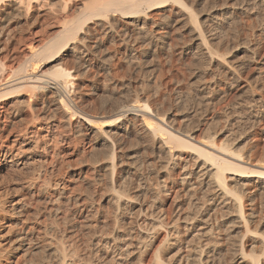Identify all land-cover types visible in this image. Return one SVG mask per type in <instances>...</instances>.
Masks as SVG:
<instances>
[{
	"label": "rangeland",
	"instance_id": "374dc122",
	"mask_svg": "<svg viewBox=\"0 0 264 264\" xmlns=\"http://www.w3.org/2000/svg\"><path fill=\"white\" fill-rule=\"evenodd\" d=\"M182 1H184L183 3L194 12L198 22L202 23L205 30L208 28L206 26V18L210 12L209 8L215 4L223 3L226 5L224 6L225 8L223 7L224 9H222V13L226 12V19H219L218 25L216 26L219 28L218 32L221 33V35L219 33V37L223 40V42H221V44L223 43V46L220 44L219 47L226 50V64L240 66L237 74L239 79L237 78L238 81L235 83L231 91L232 95L226 99V102L222 101L218 96L220 91L217 92L215 98H210L207 94L208 91L204 88V86L209 83L210 78L209 73H207V63L205 61H202V64L195 62L196 60L192 56V53H194L195 51L193 50L196 49L192 45L190 35L192 27L189 24L187 13L181 10L178 6L167 8L166 10L165 23L166 28H168L167 32L169 33L167 34L169 39L166 40L167 43L161 42L163 43L161 44L160 40L152 41L150 44H147V46L145 45L138 48L135 56L132 58L129 56V58L122 61H116V52L121 50V47L116 42V39L113 38V32L109 33L107 36H101V38L98 39V58L99 60L101 59L100 61L106 60V62L113 68L114 73L105 81L101 78L97 79V77H94L95 79H93V77L91 78L92 75H90V73L83 74L85 77L81 75V79H83L80 80L82 86L84 85V89L81 91L83 93L81 95L82 99L80 107L92 116H99L100 122H107L105 121L106 119H102L101 116L104 112L108 111L106 106L113 104L115 101L119 104H129L134 106L147 104L153 112L159 113L166 120L172 122L175 121V124L180 121V124L186 122L185 124L188 125L184 124L186 126L185 129L187 131H195L197 136H206L211 130V134H214L213 132L221 133V139L225 138L223 140H226L228 144H232L234 140H237L236 149L238 150H242V148L245 147L251 150H254L256 146H258L257 148H259V146L261 147L264 144V127L253 123L254 112L247 108V104L252 103L250 101L254 99L255 96L253 95H259L260 93L264 97V71L262 69L264 68L263 0H253V2L252 0H242L243 3L240 2L241 0ZM247 1H249V5ZM55 2L57 3V1H53V7H55L56 10H61V8H59L60 5H56ZM76 2V0H66V4L67 6L70 5V8L71 6L76 5ZM238 3L241 5H237ZM62 4H65V0ZM231 5L234 7L232 8ZM71 10H69V12ZM229 12H232L231 15H233H229ZM222 13L220 11V14ZM54 16L55 14L50 16L46 21L37 19L34 22L35 24L32 21V24L30 23L31 25H28V27L23 25L24 28L20 32L19 29H16L17 32L15 31L13 42L8 47V50H5L6 52L4 49L2 50L3 52L0 51V59L8 66L18 63L22 59L24 53L27 52V46L24 47L23 44L20 45L17 41L28 36L31 37L32 40H35L42 38V35H49L52 28H55L56 25H58L57 22H59V20H57L58 18H56L57 21H55ZM124 23V21H121L117 30H121L122 24ZM84 26H82V29L80 30L85 32L87 27L92 26V22H86ZM98 34L101 35L102 33L98 32ZM222 34L224 35V38H222ZM67 58L64 59L63 62L65 61L64 63L72 68L75 65V61L73 62V58L72 60L71 58ZM52 64L54 63L46 64V62H38L36 63V67H34L36 69L31 72H33V74H38L46 68H50ZM198 67L199 69H197ZM215 69L218 70L223 68L217 63ZM222 85L221 88L225 86V83L222 82ZM95 88H98L99 91H95ZM48 89L49 92L45 89L43 90V94L38 93V98L46 99L49 97L51 87ZM216 98L218 99L216 100ZM210 99H212L211 102H209ZM35 107H37V110L32 113L41 115L42 111L39 107V103ZM55 112H53L54 118H51L50 120L39 119L38 121L30 122L31 114L27 112V109H22V111H17V114L14 115V113H11V116L6 118L7 120L4 122L5 130L0 132L3 139L0 140V150L7 145V148L11 147L12 141L15 138L14 136L17 135V132H23L25 130L26 132L24 136L26 137L23 136V138H30L31 140L38 139L37 141L39 142V145H42L41 147H43V145L44 147L46 146L45 149L47 150L46 153L42 155L41 162H39L40 164L35 162V165L32 163L28 166H26L27 164L19 165V163L24 160V158L21 157L17 161L18 164L16 163L12 167L0 168V249H8L4 256L5 258H1L2 260H0V264H55L54 255L59 251L61 252V248L64 249V252H67L66 255L69 254L68 257H72L73 260L69 258L72 261V264H81L82 262V264H103L105 261L106 263L104 264H113L110 258L117 253V248L115 247L114 249L110 243H113L111 241L115 239V237L121 238L122 236L129 234H131V237H135L136 230L134 233H130L129 228L125 229L128 226H125L124 222L128 218L137 216V223L142 221L150 222L151 219H153L152 217L163 215L162 217L165 223L170 222V224H172L176 215L179 213V216L182 219L181 223L178 222L180 226L184 225V220L191 217L198 218L196 221L197 223H193L194 225H200L197 229L192 228L193 230H185L182 231L183 233L181 232L182 234L180 233L181 235L174 236V239L173 237L169 238V242L172 243H169L171 245L170 253L164 255V253L159 250L160 252H158V254L160 255L162 253L164 255L161 254V256L164 257L163 260L168 264H186L187 262V264H190V262L192 264L191 258L193 257V249L197 246V242L204 245L212 239L208 232L210 223L211 225H215L219 231L218 234L222 233L221 235L226 237V226L229 225L226 224L232 220L231 214H233L229 207L230 205H228V207L226 206V209L221 207V205L218 207L216 206L214 210H208V207L204 206L201 207V203L204 201L202 202V199L196 200L194 197H190L189 192L187 191L189 188L179 184V177L181 176L180 169H170L162 165L163 160L161 159V153L158 151L152 153L150 150H147L150 153L149 155V153L145 151L146 148L142 146V144H139L141 143L140 139H135L136 141H134L140 145L137 144L139 146L138 149V146H136L135 143V147H133V143L130 142L134 139L129 138L127 140L128 143L125 142V147L123 146L124 151L122 150L121 153H118L121 163L124 161L123 164L126 163L127 165L125 164V166L122 164V168H118L115 172L116 174H111L112 170L110 168V161L106 157L109 154L108 147L104 146L105 144L100 143L99 133L95 132L97 129L96 126H88V128L82 130L78 127V124L73 123V125L69 127L64 123L63 113L60 111ZM2 120L3 119L0 118V125ZM205 129L209 131L206 132ZM102 130H107V128L102 127ZM129 145L132 146V148L129 147ZM12 151V154H14L15 150L12 149ZM103 153L104 155H102ZM96 154H98V156ZM131 156H134L132 157L133 159ZM7 160H9V158H7L6 161ZM91 160L94 161L92 162ZM133 160L136 161V163L134 161V165L132 164ZM255 162L259 165H264V162L260 160V157H257ZM253 179L254 178H250L249 181H251V183L249 182L246 187V190H248L243 198V203L245 211L249 215L248 219L251 222L250 226L252 227H250V231L253 233L256 231V223L258 225L256 232L264 233V189L258 187V184L254 182L255 179ZM56 182L63 187L64 192H62V190L61 192L60 190H53L52 187ZM32 183H36L35 189H29L28 185ZM164 183L172 188L170 192H173L169 195H166L167 192L164 190L163 192L162 190L160 192L161 187H164L165 185ZM156 184L157 186H155ZM47 185H52V187L50 186L49 188ZM182 189L185 191L181 192ZM31 191L33 193L32 196ZM115 194L119 197L121 196V199H128V197L130 199L133 198L131 201L134 202L131 203L130 207L128 206L126 208L125 216L123 217L122 215L121 217L120 215L118 216L119 213L117 214L118 210L115 207V202L117 200L113 202L118 198L117 196L114 198ZM175 195H178V197L174 198ZM66 199L68 202L70 201V204ZM146 199L148 200L146 201ZM44 200H51L52 204L47 203V205ZM204 200H206V198H204ZM19 203L24 205L21 216L15 214L16 211H14L16 205ZM228 211H230L231 214H229L230 212L228 213ZM149 214L152 215L149 216ZM209 214L210 218L208 220L210 221L205 222V224H199V219L201 218L202 220H205L208 218ZM28 227L34 229V232H31L32 234H30V236L32 235L31 244L33 246L29 244V251L31 252L28 251L24 253V255L21 249H14L16 245L15 239L17 236L27 231ZM167 228L170 229V227ZM199 228L200 231L204 228L202 232L205 233L200 237L195 236V240L192 236ZM112 230L115 231L113 232ZM164 233V230H158L154 234L155 236L151 246H148V248L144 250V253L141 252L142 255L140 252L138 255L130 249L129 252L134 256L129 254L127 258H124V262L125 259H128L125 264H154L153 260L155 257L153 252L164 238ZM88 235L90 236L88 237ZM247 237L250 238L251 234H248ZM102 238L104 241H108L107 246L104 248V252L100 251L99 246L96 244L99 240H103ZM32 240H34V242H32ZM95 240L98 241L96 242ZM173 240L175 242H172ZM70 241H72L74 245H72V242ZM228 242L226 240L225 243L227 249L225 248L222 250L217 256L219 259L223 258V261H220L225 264H227V261L230 262L231 260H234L233 249L235 250V248L234 246H230L231 242ZM252 244H257L255 247H257L256 250H259L260 245L258 243L253 242L250 245ZM250 245L247 248L253 249V246L251 248ZM108 246H110V248H108ZM55 247L58 249L57 251ZM230 247H232V250L230 249L229 251ZM52 250L53 252L56 251L55 254L51 252ZM207 251L208 250L206 249L205 252ZM77 255H79V258ZM135 255H138L137 258ZM231 255L233 257H230ZM138 257H140V259ZM80 259L82 260L80 261ZM203 259L206 260V257H203ZM233 263V261L230 262V264Z\"/></svg>",
	"mask_w": 264,
	"mask_h": 264
},
{
	"label": "bare ground",
	"instance_id": "6f19581e",
	"mask_svg": "<svg viewBox=\"0 0 264 264\" xmlns=\"http://www.w3.org/2000/svg\"><path fill=\"white\" fill-rule=\"evenodd\" d=\"M53 1L55 0H0V51H2L3 49L4 51L8 50V47L13 42L15 31L17 32L16 29H19V32H20L24 28L23 25H25V27L26 26L28 27V25L32 24V21L34 23L37 19L46 21L49 19L50 16H53L54 14H55L54 16L55 21L59 20V22H57L58 25H56L55 28H52L50 34L42 35L43 37L40 39L38 38V39L32 40L31 37L29 36L26 38H21V39L17 37L19 39L17 42L20 45L23 44L24 47L27 46V50H26L27 52L24 53V55L22 56V59L15 65L8 66L4 63L3 60L0 59V118L3 119L0 125V132H3L5 130L4 122L7 120L6 118L8 116H11V113H14L15 115L17 114V111H22V109H25V110L27 109V112L31 114L30 122L38 121L39 119L50 120L51 118H54L53 112L60 111L64 115L63 117L65 121L64 123L69 127L72 126L73 123L78 124V127L81 128L82 130H85L86 128H88V126L89 127L90 126L92 127L93 125L96 126L97 129L95 132L99 133L100 143L105 144L104 146L108 147L107 149H108L109 154L107 153L108 156L106 157L110 161L109 162L110 168L112 170L111 174H114L118 170V168H122L121 165L124 163V161L121 163L118 153L122 152L123 148L125 147L124 146L125 142L128 143L127 140L129 138L131 139L133 138L134 140L130 141L133 143V145L131 143L130 144L133 147H135L134 141H136L137 139H140L141 143L139 144H142V146L146 148L145 151L150 150V152L152 153H154L155 151H158L159 153H161V156H162L161 159L163 160L162 165H164V167L170 168V169H175V168L180 169L181 176L179 177V180H180L179 184L186 186V188H189L187 191L189 192L190 197H194V199L196 200L202 199V202L204 201L203 203H201V207L204 206V207H208V210H214L216 206L218 207L221 205V207H224L226 209L228 205H230L229 207L231 208V211L233 214H231V212L228 211V213L230 212L229 214L232 215V220L230 221L231 223L228 221L229 223L226 224V225L229 224L228 226H226L227 227L226 237L222 236L221 235L222 233L218 234L219 231L217 230L215 225L214 224L211 225L210 223L209 224L210 228L209 229L206 228V229H208V232L211 235L210 237H212L213 240L209 239L210 241H208L204 245L199 244V242H197V246H195V249H193L194 251L192 255L193 257L191 258L192 264H225L221 262L223 261L222 260L223 258L219 259L217 256L219 255V253H221L222 250L226 248L225 247L226 240L227 242L228 241L231 242L230 246L232 247L234 246L235 248V250L233 249L234 253L232 251L234 255V260H231L233 259L231 258L230 262L233 261L236 264H264V235H263L264 233L256 232L258 229L257 228L258 225L256 223H255L256 231L254 233L250 231L251 229L250 227L252 226H250L251 222L248 219L249 215L248 213H246L245 206L243 203V198L248 190V189L246 190V187L248 186L249 182L251 183V181H249L250 178H254L255 179L254 182L258 184V187L264 189V165H259L255 162L257 157H260V160L264 162V144L263 145L261 144L262 146L261 147L259 146V148H257L258 146H256L254 150L253 149L251 150L246 147L242 148V150H238L236 149L237 140L236 141L234 140L232 144H228L226 140H223L225 138L221 139L222 138L221 133L212 131L214 134H211L210 133L211 130L209 131L205 129L206 132L209 131L208 135L204 132L206 136H197L195 131H187L185 129L186 127L185 125H188V124H185L186 123L185 120H184L185 125L180 124L181 121L175 124L174 123L175 121L172 122V121L166 120L159 113L153 112L151 108L149 107V105L147 104H141L138 106L137 105L134 106V105H129V104H119V103H116L115 101L113 104L106 106V108H108V111L106 109L107 112H104L103 115L101 116V118L106 119L105 121L107 122H100L99 116L93 115L94 116L93 117L91 114H88L87 112H85V110H83L80 107V102L82 99L81 95L83 93L81 91L84 89V85L82 86V83H81V80L83 79V78L81 79V75L85 77V75L83 74L90 73V75H92L91 78L93 77V79H95L97 77V79L101 78L103 81H105L108 77H111L112 74L114 73L113 68L106 62V60L100 61L101 59L99 60L98 58V54H97L98 53L97 47H98V42H99L98 39H100L101 36L104 37V36H107L109 33L113 32L115 34V35L113 34V38L116 39V42L121 47L120 48L121 50L116 52V55H115L116 61H122L126 58H129V56L132 58L135 56L138 48L143 47L145 45L147 46V44H150L152 41L160 40V43L161 42L167 43L166 41L168 39L167 34L169 33L167 32L168 28H166V23H165L166 12H167L166 10L167 8L178 7V6L179 8H181V10L187 13L189 24L192 27V31L190 34L191 42H192V45L196 49V50L192 49L193 51H195L194 53H192L193 54L192 56L196 60L194 61L197 62L198 64H200L202 61L203 62L205 61L207 63V66H206L207 71H208L207 73H209L210 78H209V83L206 84L204 88L207 89L208 91L207 94L209 95L210 98L212 97L215 98V96L217 95V92L220 91L219 92L220 94H218V96L220 97V99H222V101L226 102V99L230 97V95H232L231 91L235 83L238 81L237 74L239 71L238 69L240 67L239 65L233 66L231 64H226V58H225L226 50L222 47H221L222 48L221 50V48L219 47V45L221 44V42H223V40L220 39L219 36L221 35V33L218 32L219 28H217L216 26L218 25L219 19L220 20L226 19V12L222 13V9H224L225 8L224 6L226 5L221 3V4H215L214 6L212 5V7L210 6L211 7L209 8L210 14L206 12L208 13L207 18H206L207 19L206 26L208 28L207 30H205V28H203L202 26V23L198 22V19L196 18L194 12L189 7H187L183 3L184 1L182 0H76L78 3L76 2V5L71 6V8L69 7L70 5L67 6L66 0H65V4H62L64 0H56L57 3L56 2L55 3L56 5L57 4L60 5L59 8H61V10H56L55 7H53L54 6ZM67 1H70V0H67ZM240 2L243 3L242 0ZM247 2L249 5V1ZM262 2H264V0ZM239 3L237 5H241ZM233 7L234 6H232V8ZM217 9H221V10H217ZM69 10L71 11L69 12ZM245 10L247 11L246 8ZM216 11H219V12H216ZM220 11L222 14H220ZM232 12H229V15H231ZM56 18L58 19L56 20ZM121 21H124L125 23L122 24L121 30L118 29L119 30L118 31L117 28L119 27ZM86 22H92V26L87 27L85 32L81 31L80 29H82V26H84ZM98 32L99 33L101 32L102 34L100 35L98 34ZM222 36H223L222 38H224L223 34ZM67 57H70L71 60L73 58L74 59L73 62L75 61V65L72 68H70L66 63H64L65 61L63 62V60L66 59ZM70 58H67V59H70ZM38 62H44V63L46 62V64H50V63H54V64H52L51 67L48 69L47 68L45 70L43 69L44 71H41L38 74H33V72L31 71L36 69L34 67H36V63ZM217 63L223 69L216 70L215 66ZM197 69H199V67ZM262 69L264 71V68ZM222 82L225 83V86L221 88ZM49 86L51 87L50 96L47 97L49 99L38 98L37 96L38 93L43 94V90L45 89H47L46 91H48L49 90L48 88H50ZM95 91H99L98 88H95ZM260 95H261L260 93L259 95H253L255 97L254 99L250 101L252 103L247 104V108H249L250 111L254 112L253 123L255 125H261L262 127H264V97L263 95L261 96ZM217 99L218 98H216V100ZM211 101L212 99H210L209 102ZM38 103L42 111L41 115H38V114L36 115L35 113L34 114L32 113L37 110L36 109L37 107L35 106ZM102 127H106L107 130H102ZM25 132L26 130L23 132L18 131L17 135L14 136L15 138L12 141V144H11L12 146L10 145L11 147L7 148L8 147L7 145L1 148L0 168L14 166L17 163L18 159L21 157H23L24 160L23 162L19 163V165L27 164L26 166H28L31 163L34 164L35 162H38V163L41 162L42 155L45 154L47 151L45 149L46 146L44 147L43 145V147H41L42 145L41 146L39 145V142L37 141L38 139L31 140L30 138H23ZM238 134H241V133H238ZM0 140H3L1 134H0ZM135 144L136 146L139 145L138 143H135ZM132 146L129 145V147L131 148ZM139 146H138V149H139ZM12 149L15 150L14 154H12L13 153ZM147 153L149 152L147 151ZM98 154L96 155L98 156ZM102 155H104V153ZM132 157L134 156H131V158ZM7 158H9V160L6 161ZM135 160H133V163H132L133 165H134ZM35 184L36 183H32L28 185L29 189L30 188L35 189ZM47 186L49 188L50 186L52 187V185H47ZM155 186H157V184ZM60 187H61L60 184L56 182V184H54L52 188L54 191L60 190L61 192L62 190V192H64L63 187L61 188ZM161 190L162 192L163 190L167 192L166 195L167 194L169 195L170 193L173 192V191L170 192L172 188L168 187L166 184L164 185V187H161L160 192ZM183 191L185 190L182 189L181 192ZM176 194H177V191H176ZM32 195L33 193L31 194V196ZM116 196L117 195L115 194L114 198H116ZM126 196H129V195H126ZM117 197L118 198L113 201L115 202L117 200L115 202L116 205L114 203L113 204L118 210L117 212V214L119 213L118 216L120 215L121 217L122 215L123 217L125 216L124 214L126 212L125 211L126 208L128 206L130 207L131 203H133L134 201H131L133 200V198L130 199L129 197L128 199L127 198L121 199L122 198L121 196H120L121 198L119 196ZM177 197L178 195L174 196V198H177ZM204 198H206V200H204ZM147 200L148 199H146V201ZM45 202L46 204L47 203L52 204L51 200H46ZM65 203H64V206H65ZM68 203L70 204V201ZM22 208H24L23 204H20V203L17 204L14 209V211H16L15 214L21 216L22 211H23ZM151 215L149 214V216ZM179 215H180L179 213L178 215H176V218L175 220H173L174 222L172 224H170V222L165 223L162 217L163 215L152 217L153 219H151L150 222L142 221L140 223H137V220H136L138 216L128 218L127 219L128 221L126 220L124 222L125 226H128L125 229L129 228L130 231L129 230L128 231L130 233H134L136 230V235L135 237H131V234L128 233L129 235H124L121 238L115 237V239L111 241L113 243H110V244L111 246L114 247V249L115 247L117 248L116 250L117 253L114 252L115 255L112 258H110L112 261L110 259L109 260L113 262V264H123V263L125 264L128 259H125V262H124V258H127L129 254L133 255L132 253L129 252L130 249L131 251L133 250L132 252L138 255H139V252L140 254L141 252L144 253V250L148 248V246L149 247L151 246L152 241L155 236L154 234L158 230L160 231L162 229L165 231L164 238L158 244V246L153 252V255L155 257L153 261H154V264H168V263H165V261L163 260L164 257L161 256L162 253L159 255L158 252H160L159 250H161L164 253V255L171 252L170 244L172 243L169 242L170 241L169 238L173 237L174 239L177 235H181L183 233L182 231L189 230L192 228L197 229L200 226L196 224L195 226L193 224L198 219L196 217L194 218L191 217L187 220H184L185 221L183 222L184 225L180 226L178 222L181 223L182 219ZM209 218H210V214L208 218H206L205 220H202L200 218L199 220L201 222L199 221V224L200 223L205 224V222L210 221L208 220ZM167 227H170V229ZM29 228L30 227H28L27 231H25L23 234H20L15 239L16 245L14 249H18V250L21 249L23 254L30 250L29 244H31V236H32V235L30 236V234H32L31 232H34V229H31V228L29 229ZM203 229L204 228H202L200 231V228H199L192 237L195 238L196 240L195 236L200 237L201 235H203L205 233V232H202ZM248 234L249 235L251 234L250 238L247 237ZM89 236L90 235H88V237ZM95 241L97 242L98 240H95ZM32 242H34V240H32ZM172 242H175V241L173 240ZM253 242L258 243L260 245L259 250L258 249L256 250L257 247H255V245L257 244L250 245ZM96 244L97 246H99L100 251L104 252L105 251L104 248L107 246L108 241L106 242L103 239V240H99ZM72 245H74L73 242H72ZM249 245L251 246V248L253 246V249H248L247 247ZM232 247L229 248V251ZM108 248H110V246H108ZM61 249H59L61 250V252L59 251L57 252V254H55V252L58 250L57 248H56V251L54 252L53 250L51 251L53 252V254H55L54 255L55 264H72V261L69 259V258L72 259V257L71 256L68 257L69 254L66 255L67 252H64L63 248ZM206 249L208 250L207 252H205ZM7 250H8L7 248L0 249V260L5 258L4 256L7 253ZM229 253L232 254L231 252ZM225 254H226V251H225ZM77 256L79 258V255ZM203 257H206V260H204L205 258L203 259ZM230 257H233V256L231 255ZM138 258L140 259V257ZM81 260L82 259H80V261ZM230 262L227 261V264L228 263L230 264ZM104 263H106V261ZM133 263H134V260H133Z\"/></svg>",
	"mask_w": 264,
	"mask_h": 264
}]
</instances>
